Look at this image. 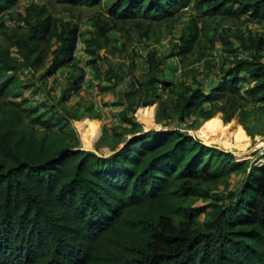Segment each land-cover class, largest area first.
<instances>
[{
  "label": "trees",
  "instance_id": "obj_1",
  "mask_svg": "<svg viewBox=\"0 0 264 264\" xmlns=\"http://www.w3.org/2000/svg\"><path fill=\"white\" fill-rule=\"evenodd\" d=\"M19 1L0 0V18ZM54 1L71 7L102 2ZM191 4L203 18L264 21V0H114L107 10L110 21L97 20L93 38L84 41L99 92L114 91L122 82L113 69L98 65L102 41L115 30L112 22L163 21ZM23 18L7 34L9 46L0 45V98L9 103L0 113V264H264V164L239 162L177 128L145 132L132 118L138 108L155 103L158 123L183 124L193 117L207 122L221 113L227 124L245 105L264 109V40L250 37L252 47L242 41L248 55H236L212 85L195 80L175 85L167 76L169 61L188 55L197 43V23L169 56L149 52L145 75L132 81L138 106L119 113L132 138L100 156L81 148L57 104L27 106V93L39 92L25 71L39 69L41 44L56 40L46 72L53 77L74 62L78 26L58 27L45 7L35 5ZM222 42L227 52H238ZM84 80L77 77L71 93ZM233 174L242 175L239 186L224 194L211 191L213 184H229ZM192 198L212 202L196 207L188 204Z\"/></svg>",
  "mask_w": 264,
  "mask_h": 264
},
{
  "label": "rangeland",
  "instance_id": "obj_2",
  "mask_svg": "<svg viewBox=\"0 0 264 264\" xmlns=\"http://www.w3.org/2000/svg\"><path fill=\"white\" fill-rule=\"evenodd\" d=\"M112 2L114 0H102L97 6L71 7L54 0H20L0 18V24L6 25L4 29L0 27L2 47L9 46L7 34L23 25L25 10L31 5L45 7L47 16L56 20L58 27L65 23L78 26L83 47L74 58L73 64L64 67L53 77H47L46 72L50 66L52 52L57 46L56 40L49 37L41 44L43 60L39 69L25 71V77L31 83H36L35 89L39 92L37 96L27 93L26 96L31 101L27 106L34 107L44 101L57 104L70 119L81 148L100 156H109L114 147H121L132 138L131 135H125L128 127L121 121L119 113L124 109L138 106V96L131 95L135 92L132 81L145 75L146 56L149 52L169 56L192 22L197 23L200 30L197 43L188 55L169 61L167 76L175 85L184 81L192 84L194 80L199 84L212 85L220 79L223 70L228 68L236 55L241 58L248 55L241 49L242 41L248 47H252L254 43L252 38L255 41L259 38L264 40V21H253L246 16L240 19L227 16L203 18L194 4L179 9L173 17L163 21L153 22L143 19L112 22L115 30L109 34V41H102L103 47L98 53L100 56L98 65L102 70L113 69L122 82L114 91L100 93L94 71L87 65V60L90 59L84 52V41L87 39L83 40L82 37L87 35L93 38L97 20L110 21L107 10ZM222 38L232 44L231 48L238 52H227L230 47L224 46ZM11 53L12 56H16L14 48H11ZM261 55L264 57V51ZM178 71L181 73L176 77L175 73ZM81 75H84L86 80L83 83L86 93L82 94L84 92L82 88L71 93L72 82ZM89 78L95 83L88 81ZM101 84L102 87H107L111 83ZM168 93L169 89L161 91L162 97L167 96ZM66 96L67 101H62ZM224 102L225 99H221L214 104L215 108H219ZM8 108V101L0 98V113ZM157 108V103L149 107H140L132 118L145 132L177 128L189 133L205 145L232 153L239 162L264 164V109L261 104L245 105L227 124L223 122L221 113H217L207 122L193 117L183 124H179L177 119L158 123ZM243 124L247 125L254 137L248 136ZM241 178L242 175L233 174L229 184H213L210 189L213 193L224 194L239 186ZM210 202L212 201L192 198L188 204L197 207ZM205 219L203 216L200 221L203 222Z\"/></svg>",
  "mask_w": 264,
  "mask_h": 264
},
{
  "label": "built area",
  "instance_id": "obj_3",
  "mask_svg": "<svg viewBox=\"0 0 264 264\" xmlns=\"http://www.w3.org/2000/svg\"><path fill=\"white\" fill-rule=\"evenodd\" d=\"M82 47H83V44L81 42V39L79 38L77 43H76V49H75V52H74V58L77 57V54L82 49ZM180 73H181L180 71L176 72L175 76L178 77L180 75ZM84 82H86V80Z\"/></svg>",
  "mask_w": 264,
  "mask_h": 264
},
{
  "label": "crops",
  "instance_id": "obj_4",
  "mask_svg": "<svg viewBox=\"0 0 264 264\" xmlns=\"http://www.w3.org/2000/svg\"><path fill=\"white\" fill-rule=\"evenodd\" d=\"M88 38H90L89 36H87V35H84L83 37H82V39L83 40H85V39H88ZM88 81H91L92 83H95L94 82V80H90V78L88 79ZM91 82H89V83H91ZM87 85V84H86ZM89 85V84H88ZM95 85V84H94ZM82 89H84L83 91V93L82 94H85L86 92H85V87L82 85Z\"/></svg>",
  "mask_w": 264,
  "mask_h": 264
},
{
  "label": "water",
  "instance_id": "obj_5",
  "mask_svg": "<svg viewBox=\"0 0 264 264\" xmlns=\"http://www.w3.org/2000/svg\"><path fill=\"white\" fill-rule=\"evenodd\" d=\"M125 146V144H123L121 147H119V149L123 148ZM113 154V152L110 153V155Z\"/></svg>",
  "mask_w": 264,
  "mask_h": 264
}]
</instances>
